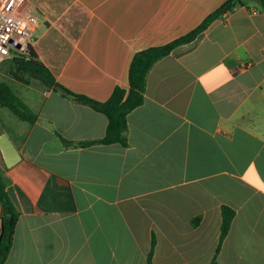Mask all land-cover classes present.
Returning <instances> with one entry per match:
<instances>
[{"label": "crops", "instance_id": "0c3cea01", "mask_svg": "<svg viewBox=\"0 0 264 264\" xmlns=\"http://www.w3.org/2000/svg\"><path fill=\"white\" fill-rule=\"evenodd\" d=\"M226 1L20 0L30 27L24 58L104 102L118 86L128 91L138 51L187 34ZM6 76L36 118L0 106L14 160L8 166L0 148V167L21 212L5 264H146L153 233V264H210L222 205L236 215L218 264H264L259 0H243L154 64L143 104L127 116V146H66L63 138H102L107 117Z\"/></svg>", "mask_w": 264, "mask_h": 264}, {"label": "trees", "instance_id": "16d2710c", "mask_svg": "<svg viewBox=\"0 0 264 264\" xmlns=\"http://www.w3.org/2000/svg\"><path fill=\"white\" fill-rule=\"evenodd\" d=\"M261 8L264 10V0H259ZM243 0H227L220 8L210 14L198 27L187 34L163 45L152 46L138 51L132 60L129 70L128 91L122 87H116L111 96L104 102L93 100L87 96L77 94L55 82L51 71L34 61L27 58H11L10 73L13 77L21 81H39L48 87H54L56 91L69 99L78 103L88 105L92 109L103 113L107 117V127L105 135L96 140L70 141L62 139L68 147H88L95 144H114L122 146L128 145V114L144 102V92L146 89L147 76L154 64L179 45L191 42L196 36L204 31L209 24L225 12L233 10L236 6L242 5ZM31 52V51H30ZM0 106L10 110L18 119L33 123L36 115L29 106L14 92L12 87L0 80ZM0 264H5L12 247V241L16 229L20 210L14 201L9 182L0 167ZM236 215L235 209L228 205L221 206V233L219 244L210 264H218L217 257L220 248L230 231L232 221ZM200 216L192 219V223L197 225ZM156 247V236L153 233L151 247L148 253L146 264H153V255Z\"/></svg>", "mask_w": 264, "mask_h": 264}, {"label": "built area", "instance_id": "2783aa9c", "mask_svg": "<svg viewBox=\"0 0 264 264\" xmlns=\"http://www.w3.org/2000/svg\"><path fill=\"white\" fill-rule=\"evenodd\" d=\"M19 5L20 0H0V64L30 52V27Z\"/></svg>", "mask_w": 264, "mask_h": 264}, {"label": "water", "instance_id": "95a60500", "mask_svg": "<svg viewBox=\"0 0 264 264\" xmlns=\"http://www.w3.org/2000/svg\"><path fill=\"white\" fill-rule=\"evenodd\" d=\"M0 148L4 154L7 165L11 166L14 163V160L12 159V155H13L12 149H11L9 141H8L6 135L3 133V130L1 127H0Z\"/></svg>", "mask_w": 264, "mask_h": 264}, {"label": "rangeland", "instance_id": "374dc122", "mask_svg": "<svg viewBox=\"0 0 264 264\" xmlns=\"http://www.w3.org/2000/svg\"><path fill=\"white\" fill-rule=\"evenodd\" d=\"M11 58L0 64V79L7 77V72L10 69Z\"/></svg>", "mask_w": 264, "mask_h": 264}]
</instances>
